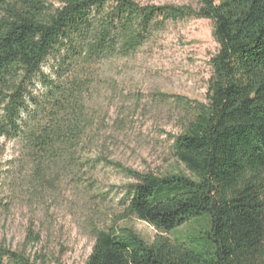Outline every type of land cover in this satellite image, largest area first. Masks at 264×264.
Listing matches in <instances>:
<instances>
[{"label":"trees","instance_id":"1","mask_svg":"<svg viewBox=\"0 0 264 264\" xmlns=\"http://www.w3.org/2000/svg\"><path fill=\"white\" fill-rule=\"evenodd\" d=\"M190 19L208 20L217 44L205 100L160 95L178 110L171 153L190 176L107 162L133 180L120 219L134 217L157 235L149 243L129 228L94 229L85 264H264V0H0V137L21 140L39 185L78 165L101 130L102 64L130 58ZM54 53L63 54L55 80L42 70ZM36 80L41 96L31 92ZM185 225L181 239L164 235ZM3 260L41 264L0 246Z\"/></svg>","mask_w":264,"mask_h":264},{"label":"rangeland","instance_id":"2","mask_svg":"<svg viewBox=\"0 0 264 264\" xmlns=\"http://www.w3.org/2000/svg\"><path fill=\"white\" fill-rule=\"evenodd\" d=\"M141 5L197 7L198 0H134ZM217 51L212 24L190 19L169 24L130 58L102 64L96 77L95 107L101 130L63 176L37 184L21 140L0 137V246L38 256L41 264H85L93 246V230L129 228L147 242L157 232L130 217L120 219L126 186L133 180L107 164L136 172L190 174L171 153L170 135L178 133L172 99L204 101L211 77L210 60ZM62 53L51 54L42 70L57 78ZM36 80L32 94L45 92ZM23 119L26 118L22 115ZM190 225L164 234L181 239ZM29 231L38 236L32 240ZM3 264H7L3 260Z\"/></svg>","mask_w":264,"mask_h":264}]
</instances>
